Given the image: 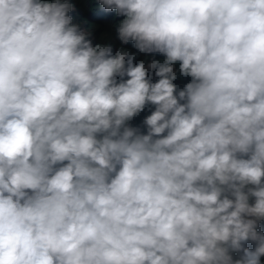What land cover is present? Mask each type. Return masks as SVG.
<instances>
[{
  "label": "clouds",
  "instance_id": "clouds-1",
  "mask_svg": "<svg viewBox=\"0 0 264 264\" xmlns=\"http://www.w3.org/2000/svg\"><path fill=\"white\" fill-rule=\"evenodd\" d=\"M99 4L0 0V264H261L264 0Z\"/></svg>",
  "mask_w": 264,
  "mask_h": 264
},
{
  "label": "trees",
  "instance_id": "trees-1",
  "mask_svg": "<svg viewBox=\"0 0 264 264\" xmlns=\"http://www.w3.org/2000/svg\"><path fill=\"white\" fill-rule=\"evenodd\" d=\"M50 2V0H46ZM67 2L73 5V11L69 15L73 18V23L80 25V27L89 32L90 38L93 41V44H110L115 51L121 47L126 49L131 53L137 52L133 47L132 42H129L126 45L121 44L120 40L117 37V25L121 20L124 19L123 16H118L115 11H106L99 4V0H67ZM156 59L163 60L164 57L161 54H152ZM145 58V54H137L136 62ZM179 64H177V69ZM158 79L153 76V82ZM190 77H181L178 75V78L174 83L177 84L178 89L182 88L184 84L190 82ZM153 107H146L144 112L140 113L137 117H134L131 123L133 126H140L144 128L143 120L147 115L151 114ZM261 228H264V221L260 222ZM261 264H264V257H261Z\"/></svg>",
  "mask_w": 264,
  "mask_h": 264
},
{
  "label": "built area",
  "instance_id": "built-area-1",
  "mask_svg": "<svg viewBox=\"0 0 264 264\" xmlns=\"http://www.w3.org/2000/svg\"><path fill=\"white\" fill-rule=\"evenodd\" d=\"M129 123L133 126V124L131 123V121H130ZM247 246H249V247H253L254 245H252V244L250 243V244L247 245Z\"/></svg>",
  "mask_w": 264,
  "mask_h": 264
}]
</instances>
